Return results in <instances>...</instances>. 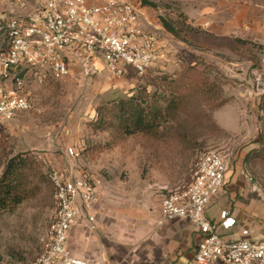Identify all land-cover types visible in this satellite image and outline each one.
<instances>
[{"label": "rangeland", "instance_id": "374dc122", "mask_svg": "<svg viewBox=\"0 0 264 264\" xmlns=\"http://www.w3.org/2000/svg\"><path fill=\"white\" fill-rule=\"evenodd\" d=\"M129 1L153 25H162L152 30L167 45L168 63L145 77L117 79L102 70L32 84V109L0 126V180L17 157L28 192L22 203L0 211V264L33 262L41 255L40 239L55 213L52 168L89 176L96 185L98 200L90 213L95 221L86 215L73 228L70 244L99 263L96 249L109 257L141 245L148 218L160 217L163 197L190 183L208 150L230 156L218 199L231 189L233 205L255 200L257 223L263 225L264 0ZM164 20L179 33L168 31ZM191 64L208 84L179 97L174 109L161 113L157 129L126 133L120 121L113 122L122 101L134 96L145 102L146 89L150 96L164 94L167 83ZM159 105L168 106L162 99ZM69 147L79 156H70ZM220 209L216 203L209 214L218 217Z\"/></svg>", "mask_w": 264, "mask_h": 264}, {"label": "built area", "instance_id": "2783aa9c", "mask_svg": "<svg viewBox=\"0 0 264 264\" xmlns=\"http://www.w3.org/2000/svg\"><path fill=\"white\" fill-rule=\"evenodd\" d=\"M146 14L128 0H39L25 16L0 13V126L33 107V83L48 78L63 80L102 70L117 79L145 77L159 64L168 63L167 45ZM70 156L79 152L69 147ZM230 156L219 150L200 155L190 183L168 191L160 213L164 222L187 220L201 233L192 264H264V232L248 228L242 237L229 239L219 229L237 225L231 212H221V221L207 209L226 185ZM55 213L40 239L41 255L18 264H100L76 254L70 238L74 227L89 215L98 200L92 178L70 169L52 168Z\"/></svg>", "mask_w": 264, "mask_h": 264}, {"label": "crops", "instance_id": "0c3cea01", "mask_svg": "<svg viewBox=\"0 0 264 264\" xmlns=\"http://www.w3.org/2000/svg\"><path fill=\"white\" fill-rule=\"evenodd\" d=\"M38 2L39 0H35L34 3L30 0H0V13L6 16H25L33 11ZM87 2L88 4H100L103 0H87ZM146 17L151 18L147 14ZM154 26L156 30L158 27L163 29L162 25L155 22ZM224 192L227 194L226 198L218 199L217 196L207 209V215L212 220L220 222L221 212L229 210L233 212L231 215L236 218L237 225L230 230L220 228L219 231L229 239L241 238V230L244 228L260 236L264 232V222L263 225L257 223L260 211L255 208V200L249 202L238 200L233 205L228 200V194H232L233 190ZM216 203L221 206L218 217L209 214ZM201 238V233L190 221L178 219L164 222L160 214L158 218H148L145 236L141 238L143 241L138 248L126 249L123 254L111 251L108 253L109 257L101 253L99 249L95 252L100 257L99 260L102 262L100 264H192Z\"/></svg>", "mask_w": 264, "mask_h": 264}, {"label": "trees", "instance_id": "16d2710c", "mask_svg": "<svg viewBox=\"0 0 264 264\" xmlns=\"http://www.w3.org/2000/svg\"><path fill=\"white\" fill-rule=\"evenodd\" d=\"M146 4L150 3L144 0ZM152 4V3H150ZM154 5V4H153ZM164 26L168 31L178 34L175 26L169 22L163 21ZM169 77L163 78L166 82ZM208 84V79L197 66L189 65L183 67L182 72L178 77L165 86L164 94H153L150 96L148 89L141 92L145 94V102L137 101L136 97L129 98L128 101H122L118 111L112 116L122 125L126 133H134L136 131H152L160 125L161 113L175 108L174 104L179 97L185 95L191 88L202 90ZM151 98V99H150ZM164 100L167 103V108L159 105V100ZM146 105V106H143ZM149 114H145V113ZM103 111L101 110V114ZM151 113V114H150ZM259 153V152H258ZM23 161V160H22ZM23 165L19 158L14 157L10 160L6 167L5 173L0 180V211L9 210L16 207L27 196V190L23 187L21 178L24 176ZM23 175V176H22Z\"/></svg>", "mask_w": 264, "mask_h": 264}]
</instances>
